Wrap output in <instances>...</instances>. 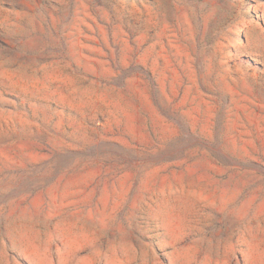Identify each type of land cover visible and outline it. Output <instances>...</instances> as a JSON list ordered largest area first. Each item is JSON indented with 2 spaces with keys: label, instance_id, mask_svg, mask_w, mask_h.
Instances as JSON below:
<instances>
[{
  "label": "rangeland",
  "instance_id": "374dc122",
  "mask_svg": "<svg viewBox=\"0 0 264 264\" xmlns=\"http://www.w3.org/2000/svg\"><path fill=\"white\" fill-rule=\"evenodd\" d=\"M0 264H264V0H0Z\"/></svg>",
  "mask_w": 264,
  "mask_h": 264
}]
</instances>
